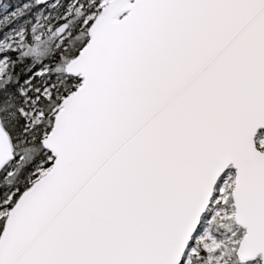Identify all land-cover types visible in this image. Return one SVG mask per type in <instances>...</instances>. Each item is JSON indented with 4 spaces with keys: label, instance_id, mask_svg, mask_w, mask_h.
<instances>
[{
    "label": "snow or ice",
    "instance_id": "6c2138e0",
    "mask_svg": "<svg viewBox=\"0 0 264 264\" xmlns=\"http://www.w3.org/2000/svg\"><path fill=\"white\" fill-rule=\"evenodd\" d=\"M0 264H264V0H0Z\"/></svg>",
    "mask_w": 264,
    "mask_h": 264
}]
</instances>
